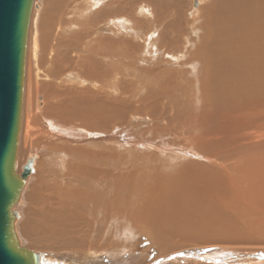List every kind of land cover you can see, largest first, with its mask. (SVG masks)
<instances>
[{
    "label": "bare ground",
    "instance_id": "1",
    "mask_svg": "<svg viewBox=\"0 0 264 264\" xmlns=\"http://www.w3.org/2000/svg\"><path fill=\"white\" fill-rule=\"evenodd\" d=\"M67 3L35 0L31 10L15 170L32 158L33 170L13 207L21 245L40 252V264H240L208 257L238 250L261 252L264 264V0L199 2L196 36L185 1L112 0L100 16L125 35L85 44L79 33L56 35L50 46ZM151 5L161 12L140 17ZM37 18L49 39L42 47L37 34L33 47L54 49L55 75L72 66L113 89L50 91L55 122L41 153L26 116ZM163 48L175 61H159ZM76 122L93 139L73 133ZM219 244L231 248L207 249Z\"/></svg>",
    "mask_w": 264,
    "mask_h": 264
},
{
    "label": "rangeland",
    "instance_id": "2",
    "mask_svg": "<svg viewBox=\"0 0 264 264\" xmlns=\"http://www.w3.org/2000/svg\"><path fill=\"white\" fill-rule=\"evenodd\" d=\"M40 1H41V3L43 2V0H40ZM109 1H112V0H68V3L65 6L64 14L62 16V21L58 22L59 24H57L55 26V28L53 29L55 31L53 33L54 34V36L52 37L53 39H51V41H50V46H51V44L56 45L58 43L56 35H61L62 38L63 37L69 38L72 35L79 33L80 36L83 35L82 41H81L82 44L88 43L89 40H91L93 37H98L99 35L111 36V37L125 35L126 32L123 29H121L118 34L115 31L116 30L115 26L117 25V23H115V24L112 23L113 21H115V19H113V18L107 19L104 16H100V14H104L105 10H107V6H108L107 3ZM182 1H185V6H184L185 17L190 21V24L188 25V29H190L193 36H196V34H198V32L197 33L195 32L196 27L198 24L201 23V21L198 19L197 6L199 5V2H201V5H202L207 0H182ZM141 3L146 4L144 2H141ZM37 8L40 9L39 6H37ZM160 8L161 7H158V10L157 9L155 10L154 7H152V5L147 7V8L144 7V9L147 11L144 13H140V17L143 18L144 16H146L147 19L155 17L154 13H156V11L158 13H160L161 12ZM167 9H172L173 11H175V9L172 6H170V4H168L165 7V10H167ZM167 13H168L167 18H165L163 20L162 26H160L161 30L164 28L163 31L167 30L166 24L171 22L170 10H167ZM36 21H34V23H35L34 28L35 29L33 28L34 32L32 34V38H31L30 46H29L30 49L33 48V51L30 50V53H29L30 54L29 73H30L31 79H30V76H28V79L26 82V83H28V87H30L27 89V95H26V100H27L26 104H28L26 106L27 107L26 108V116L29 117V114H30L29 118L34 122L33 123V129H35L37 127L35 129V132L33 130L32 133L34 132L33 135H35L36 138L37 137L39 138V140H38L39 145L36 144L32 148H35V149L37 148L38 152H40V150H43V147H44L42 141L45 138H47V136H49L48 132L50 129H52V127H49V126H51V124H49V123L53 124L55 122V120L53 119L55 117L51 116L52 114L49 111V109H48V111L50 112L51 115L50 114L48 115L49 112H47V108H46V106H47L46 102L49 99L48 96L50 95V91L55 90V91H58L59 93H63L65 87H69V88L74 87V88H78V89L95 88L102 95H104V92L113 93V89H111L110 86H107L106 84L105 85L98 84L93 77H87L83 71L80 72L79 69L78 70L73 69L72 66L70 67V69L64 71V73H62L63 75H60V77H58L59 75H55L52 71L55 66L51 62L52 58L55 55V53H53V55H51L52 52L54 51V49L48 46V48H46V49L43 48L45 50V51H43V49L40 48L38 45H37V48L33 47L34 46L33 45L34 44L33 43V36L35 37L38 34V36H36V38L38 37L37 43L42 47H45L46 41L49 39V33L48 32H45L42 29H41L42 30L41 31L39 28H37V27H39L38 26L39 25L38 18ZM121 25L126 26L127 24L125 21H121ZM193 25L195 27H192ZM190 27H192V28H190ZM37 29H38V31H37ZM151 34H153V32ZM159 34H160V32L157 34V36ZM42 35H43V37H42ZM157 36H151V37H157ZM166 50H167L166 48H163L162 51L160 50L158 52L159 61L163 60V59L164 60L170 59L169 57L166 56V54L168 53V51H166ZM71 55H73L74 59H76L78 57V52L73 51L71 53ZM183 55L184 54L179 53L178 55L174 56V58L176 60H178L179 62H182L186 57V53L184 56ZM102 60L104 61V58H102ZM106 60L107 59L105 58V61ZM171 61L173 62L175 60L173 59ZM35 64H36V66H35ZM44 64H46V65H44ZM26 69H27V65H26ZM29 73H28V75H29ZM80 73H81V75H80ZM82 75H85V78L82 77ZM35 77L37 78V82L35 81ZM71 77H73V78H71ZM80 77H81V81H79ZM67 78H69V79H67ZM48 84H50V85H48ZM31 91H32V93L30 94ZM33 91L35 92V94L33 93ZM34 95H35V97H34ZM31 97L33 98V103H34L33 106L34 107L33 106L31 107V105L33 104L31 101L32 100ZM30 101H31V104H30ZM28 108H30V110ZM44 111H46L47 113H45ZM29 112H31V113H29ZM38 116H39V118H38ZM35 117H36V119H34ZM137 117H138L137 115H134L131 118L129 117L130 122L136 121ZM142 118H144V117H142ZM47 124H49V125H47ZM38 125L40 126V129H39ZM126 127H127L126 124L121 125L118 127V129H116V131L120 132L121 130H123ZM45 128H47V129L45 130ZM72 129H73V133H76L77 135L78 134L84 135L85 139L91 140V139H93L92 137L96 135V134L90 133L84 127L83 124L78 123V122H76V125L73 126ZM36 132H37L38 136L36 135ZM42 132H45L46 135H44V133L42 134ZM101 135L97 134V136H101ZM263 137L262 138L258 137L257 139H259V140L264 139ZM82 142H83L82 140H79V141L77 140V141H75V144L81 145ZM147 147H149V146H147ZM153 147H154V144H153ZM164 147L171 148L173 146L171 145V146H164ZM175 148H179V146L175 147ZM262 212L264 213V210ZM210 247H213V248L215 247V248H217L218 251H222V252L229 251L231 248L228 245L223 246V245L219 244V245H211V246L209 245L207 247V249ZM34 249H32V250H34ZM232 249L235 250V249H239V248L233 247ZM149 250L151 251V248ZM192 250L194 251L196 249H192ZM197 251H199V250L197 249ZM250 252L238 250V252H234V253H218L217 255L208 254L209 255L208 257H210V259H213L214 257L217 256L219 259H221L220 261H226L227 260L230 262H236V263H240V264H243V263L244 264H257L258 262H260L259 256L257 254L258 253L260 254L261 252H258V253L253 252V251H250ZM45 253L48 254L47 252H45ZM53 255L56 256L57 254L54 253ZM57 258H58V256H57ZM103 264H108V263H106V259L103 260ZM227 264H230V263L227 262Z\"/></svg>",
    "mask_w": 264,
    "mask_h": 264
},
{
    "label": "water",
    "instance_id": "3",
    "mask_svg": "<svg viewBox=\"0 0 264 264\" xmlns=\"http://www.w3.org/2000/svg\"><path fill=\"white\" fill-rule=\"evenodd\" d=\"M34 0H0V264H40L43 256L21 245L13 210L33 170L29 159L18 174L29 23Z\"/></svg>",
    "mask_w": 264,
    "mask_h": 264
}]
</instances>
